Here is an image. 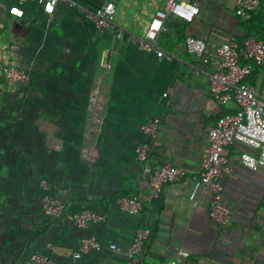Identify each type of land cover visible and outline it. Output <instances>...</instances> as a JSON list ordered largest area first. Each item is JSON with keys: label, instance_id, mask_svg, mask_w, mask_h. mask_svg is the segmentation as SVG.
Here are the masks:
<instances>
[{"label": "crops", "instance_id": "1", "mask_svg": "<svg viewBox=\"0 0 264 264\" xmlns=\"http://www.w3.org/2000/svg\"><path fill=\"white\" fill-rule=\"evenodd\" d=\"M112 1L117 11L122 0ZM155 1L142 29L136 21L139 5H134L121 19L114 16L111 28L98 31L69 2L45 14L33 3L0 0V47H6L9 30L16 29L20 41L15 42L33 52L41 47V57L57 56V78L50 82L47 77L39 100L46 179L69 210L89 206L106 214L105 223L80 230L66 219L45 216L39 203L31 202L39 191L37 184L29 187L32 194L22 211L3 225L0 264H15L34 251L51 254L55 264H127L124 256L108 249L81 260L72 254L88 233L125 249L140 225L151 229L143 252L149 264H166L178 247L189 252L182 264H264V168L253 170L239 162L241 152L258 154L257 148L239 141L227 147L232 170L223 182L221 199L231 213L227 224L210 219V196L198 181L208 126L222 113L235 110L234 103L221 106L210 94L216 49L230 36L242 45L251 35H263L264 7L247 14L238 11L236 0H200L193 22L168 17L167 31L157 40L167 56L157 57L134 42L162 7V0ZM21 20L25 21L19 29L16 24ZM119 31L121 39L116 37ZM186 35L206 42L210 63L186 51ZM246 81L264 96V68H255ZM153 116L159 119V130L151 156L188 171L185 178L166 184L156 199L134 153L141 125ZM130 195H137L144 206L135 216L115 205L117 197ZM0 216L6 217L2 212Z\"/></svg>", "mask_w": 264, "mask_h": 264}, {"label": "built area", "instance_id": "2", "mask_svg": "<svg viewBox=\"0 0 264 264\" xmlns=\"http://www.w3.org/2000/svg\"><path fill=\"white\" fill-rule=\"evenodd\" d=\"M162 7L157 9L148 23L143 36L135 38L136 47L141 51L153 52L157 57L167 56L159 48L158 37L167 31L166 20L170 15L191 23L199 14L200 0H162ZM61 2H69L76 8L84 22L98 30L104 31L112 27L116 6L112 0L103 2L90 1L78 4L69 0H19L21 5L36 4L45 14H50ZM241 13L256 12L264 0H236ZM123 33H116L121 39ZM186 51L208 64L207 44L200 38L186 35L184 38ZM218 60L214 63L216 70L209 75L211 96L221 106L234 103L235 110L222 113L214 125L208 126V144L201 160L198 181L202 190L210 196L208 215L217 224H227L231 213L222 202L223 182L231 173L232 166L228 159L227 147L234 141L244 142L258 150V154L243 151L239 154V162L250 169L264 168V96L246 81L255 68H264V34L251 35L240 45L234 36L228 37L216 49ZM109 67V64H108ZM0 76L6 91H14L27 87L33 70L13 62H6L0 68ZM98 94V90H95ZM159 130L158 117H151L141 125L140 140L135 145V158L148 182L151 195L158 198L163 187L188 175L186 168L174 165L170 161H157L151 156V145ZM40 189V207L45 216L53 219H66L76 228L86 231L92 225L105 223L106 214L89 206L79 210H69L64 200L53 193L52 185L46 178L38 183ZM117 209L129 216L140 214L143 202L137 195L119 196L115 199ZM149 226L136 228L132 242L125 248L114 241L105 242L98 235L88 233L79 242L72 256L81 260L88 255H96L105 249L124 256L127 264H149L143 258L145 245L150 237ZM189 252L182 247L175 249V255L166 264H182ZM15 264H55L51 254L45 251H34Z\"/></svg>", "mask_w": 264, "mask_h": 264}, {"label": "rangeland", "instance_id": "3", "mask_svg": "<svg viewBox=\"0 0 264 264\" xmlns=\"http://www.w3.org/2000/svg\"><path fill=\"white\" fill-rule=\"evenodd\" d=\"M143 1V3H139L138 0L120 1L121 6L117 7L116 19H121L134 5H139V10L135 13L136 21L142 29L156 8L155 0ZM19 34L16 29H12L4 38L6 47H0V51H3L2 57L0 56V68L6 62L15 61L22 67H30L33 70V78L23 89L6 91L0 76V214L5 213L6 216L5 218L0 216V233L6 230L3 225L11 224L13 216L22 211L26 197L32 194L27 188H35L41 178H47L43 170L47 154L42 147L45 136L43 138L44 134L40 129V116L43 111L39 100L44 95L42 84L48 83L47 77L50 78V82L57 78V56L41 57V47L33 52L29 46L15 42L20 41ZM29 134L31 138L34 136L33 140H29L30 136L27 137ZM40 196L39 189L31 201L34 204L39 203V207Z\"/></svg>", "mask_w": 264, "mask_h": 264}, {"label": "water", "instance_id": "4", "mask_svg": "<svg viewBox=\"0 0 264 264\" xmlns=\"http://www.w3.org/2000/svg\"><path fill=\"white\" fill-rule=\"evenodd\" d=\"M25 20H21L19 23L16 24V27L22 28L23 23ZM29 30V28H26L25 31L27 32Z\"/></svg>", "mask_w": 264, "mask_h": 264}, {"label": "flooded vegetation", "instance_id": "5", "mask_svg": "<svg viewBox=\"0 0 264 264\" xmlns=\"http://www.w3.org/2000/svg\"><path fill=\"white\" fill-rule=\"evenodd\" d=\"M20 29V28H19Z\"/></svg>", "mask_w": 264, "mask_h": 264}]
</instances>
